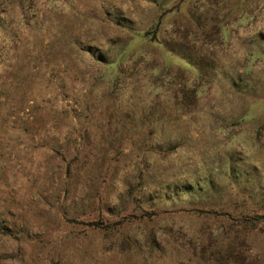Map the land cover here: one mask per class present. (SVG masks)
Wrapping results in <instances>:
<instances>
[{
    "label": "rangeland",
    "instance_id": "obj_1",
    "mask_svg": "<svg viewBox=\"0 0 264 264\" xmlns=\"http://www.w3.org/2000/svg\"><path fill=\"white\" fill-rule=\"evenodd\" d=\"M0 264H264V0H0Z\"/></svg>",
    "mask_w": 264,
    "mask_h": 264
}]
</instances>
